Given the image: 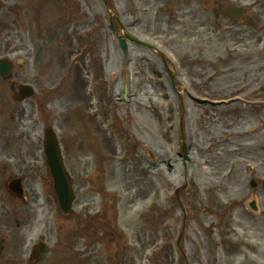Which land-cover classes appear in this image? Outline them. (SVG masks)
I'll list each match as a JSON object with an SVG mask.
<instances>
[{"label": "rangeland", "instance_id": "rangeland-1", "mask_svg": "<svg viewBox=\"0 0 264 264\" xmlns=\"http://www.w3.org/2000/svg\"><path fill=\"white\" fill-rule=\"evenodd\" d=\"M106 1L0 0V58L36 88L18 105L0 80V139L23 131L18 115L32 139L56 131L81 214L71 264H251L240 215L264 160V0Z\"/></svg>", "mask_w": 264, "mask_h": 264}, {"label": "flooded vegetation", "instance_id": "flooded-vegetation-1", "mask_svg": "<svg viewBox=\"0 0 264 264\" xmlns=\"http://www.w3.org/2000/svg\"><path fill=\"white\" fill-rule=\"evenodd\" d=\"M12 73L13 71L11 75ZM10 78L5 80L9 89L11 86H17ZM17 109L15 107L16 111ZM17 119L21 122L17 130L23 128V131H17L18 134L12 142H0V264L68 262L69 255L73 251L71 247L73 223L79 231L81 220H78V215H74L73 212L63 215L58 211L52 194L50 174L43 161L40 135L38 133L32 139L29 132L24 129L30 127L21 116L18 115ZM47 126L44 124L42 129ZM260 168H264V160L257 169L253 170L255 178L249 177L246 182L247 190L242 195L245 196L242 202L243 215H240L244 239L247 241L245 246L256 259L251 264H264V174L261 173ZM12 179L15 180V185L20 186L19 190L17 189L19 197L13 196L8 191L7 183ZM255 206L256 210H254ZM9 227L14 228L18 249V258L14 259V263L10 257ZM53 239H56V249L51 250L49 247L52 244L49 242ZM38 241L45 242L46 251L39 260H31L29 259L31 252ZM60 247L67 249L60 251ZM50 250L52 254L49 256Z\"/></svg>", "mask_w": 264, "mask_h": 264}, {"label": "water", "instance_id": "water-1", "mask_svg": "<svg viewBox=\"0 0 264 264\" xmlns=\"http://www.w3.org/2000/svg\"><path fill=\"white\" fill-rule=\"evenodd\" d=\"M244 13V8L230 5L226 9V14L230 17H241ZM121 48L124 51L126 44L124 41L121 42ZM10 62L6 60H0V75L5 77L9 72ZM21 99L23 96H30L32 88L27 86H21L20 88ZM44 156L48 164L49 172L52 177L53 191L56 196V200L62 212H66L71 205L73 200V193L71 190V183L69 182V176L64 171L63 164L61 162V152L58 148V142L56 141L55 134L52 130H46L44 135Z\"/></svg>", "mask_w": 264, "mask_h": 264}]
</instances>
